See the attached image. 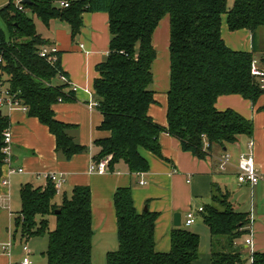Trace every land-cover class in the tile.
Instances as JSON below:
<instances>
[{
  "label": "trees",
  "instance_id": "16d2710c",
  "mask_svg": "<svg viewBox=\"0 0 264 264\" xmlns=\"http://www.w3.org/2000/svg\"><path fill=\"white\" fill-rule=\"evenodd\" d=\"M58 0H13L0 7L8 37L0 30L4 64L0 79L25 104L27 114L39 119L55 137V150L64 158L86 150L70 134L71 125L57 120L53 104L67 99L66 83H57L64 73L60 62L50 63L39 55L50 46L36 29V16L44 25L58 19L70 27L71 37L81 28L84 12L108 14L109 45L105 59L96 66L93 89L102 114L99 129L108 133L96 139L99 148L93 161L110 157L108 167L123 161L130 172H145L148 161L141 150L161 156L159 135L176 137L181 148L202 158L214 144L233 143L239 135H251L253 123L232 108L218 110L220 95L237 94L255 103L264 95L259 77L251 74L258 30L264 28V0H70L60 7ZM169 20V87L167 124L156 123L148 113L155 103L151 87L152 64L157 57L153 33L165 17ZM225 16L229 30H249L252 50H235L225 44L221 23ZM264 64V52L261 58ZM264 109V104L259 108ZM9 119L0 113V178L4 165L3 132ZM204 142L208 143L205 149ZM54 183H23L19 189L20 211L14 217L13 239L47 235L43 252L46 264H93L91 193L88 185H77L69 196L55 201ZM118 246L106 253V264H192L200 255V237L184 226L170 232V249L154 248L156 212H138L130 187L115 190ZM54 228L49 229V216ZM201 218L210 233V264H242L241 239L249 233L248 213L237 211L228 190L213 184L211 200L203 206ZM248 264H264V252L253 251Z\"/></svg>",
  "mask_w": 264,
  "mask_h": 264
},
{
  "label": "crops",
  "instance_id": "0c3cea01",
  "mask_svg": "<svg viewBox=\"0 0 264 264\" xmlns=\"http://www.w3.org/2000/svg\"><path fill=\"white\" fill-rule=\"evenodd\" d=\"M9 1L0 0V7ZM13 1L16 4V0ZM259 32H264V28H260L258 34ZM39 34L57 47L63 74L70 83L64 88L68 98L57 101L52 106L54 116L57 120L71 125L70 134L86 150L64 158L55 150L54 135L38 118L28 115L27 111L18 107L2 111L9 119L8 127L12 136L11 165L22 168L21 172L9 175L7 185L0 184V209L6 206L8 217L12 218L8 204L9 193L14 186L20 189L23 183L44 185L47 181L46 175L51 172L64 178L60 191L63 195L69 196L74 186L88 185L91 193L93 261L94 251L104 253L106 257L108 251L117 248V218L113 196L118 187H130L133 205L138 212L146 207L147 210L157 213L154 248L157 252H166L171 245L170 232L176 227L173 224L174 213H180V226L187 228L183 224L185 213L190 209L196 211L199 206L209 203L213 184H216L229 191L234 208L248 213L250 219L248 234L251 235L252 242L247 245L244 242L246 236L241 239L245 256L242 264H248L247 258L251 252H264V109H259L264 104V95L255 103L237 94L218 96L215 107L218 110L232 108L251 119L253 132L249 136L239 135L235 142L224 146L214 144L202 158L183 150L176 137L162 132L159 135L161 156L146 150L140 151L148 161L147 171L130 172L126 164L119 161L112 168L108 167L105 173H89V163L99 151L94 141L108 135L99 129L102 114L93 105L96 101L93 83L98 76L96 66L108 53V14L103 11L84 12L80 31L74 37H71L69 25L58 19L50 20ZM221 36L232 49L252 50L249 30H229L225 16L221 23ZM168 39L169 20L165 16L153 33L155 49L158 50L159 45H166L168 48ZM261 49L264 52V46ZM167 54V64L158 61V54L153 61V67L158 64L159 78L154 87L155 103L148 109L152 119L162 126L167 124L169 53ZM262 56L263 53L260 56L254 54V59L264 67ZM165 66L168 68V76L162 79L160 73L162 70L164 73ZM55 82L61 83L59 80ZM72 85L76 87L74 91L71 89ZM250 140L253 141L255 167L262 177L255 185L238 183L234 164L228 166L227 171L218 170V159L224 151H228L235 162L238 155L246 151ZM5 175L6 166L3 165L2 176ZM141 180L144 182L140 183ZM199 217L201 212L196 211L195 222ZM6 230L7 238L0 235V243L13 239V233H9L7 228ZM32 256L33 251L30 249L31 264H36ZM21 257V244L16 243V239L13 240L9 253L0 247V264H20ZM44 259L43 264H46L45 256ZM192 264H210V250H204Z\"/></svg>",
  "mask_w": 264,
  "mask_h": 264
},
{
  "label": "built area",
  "instance_id": "2783aa9c",
  "mask_svg": "<svg viewBox=\"0 0 264 264\" xmlns=\"http://www.w3.org/2000/svg\"><path fill=\"white\" fill-rule=\"evenodd\" d=\"M22 0H16V6L19 10H22L21 5ZM58 5L60 7H67L70 3V0H58ZM57 47L55 45L50 46H43L40 51L39 55L43 58H46L50 63H54L57 60ZM4 64V56H3V46L0 40V73L2 71V66ZM251 74L259 77L260 79V87L264 93V67L260 66L256 59H254L251 62ZM58 80L61 83H66L67 85L70 84L69 80L65 76V74L60 73L58 75ZM71 89L74 91L76 89L75 86H71ZM61 98H58V101H61ZM93 105L96 106L97 102H93ZM20 108L24 111H27L28 107L22 103V101L17 97V92L11 91L9 87H7V84L5 81L0 79V112L4 110H11L13 108ZM11 141L12 136L11 132L9 130V127H7L3 132V153H4V166H6V175L2 176L0 178V184L7 185L8 184V177L10 174L14 172H21L22 168L20 167H13L11 165ZM205 149L208 147V143L204 142ZM110 157H104L100 159L99 161H91L88 166V172L89 173H105L108 171V161ZM234 164L236 168V179L238 183L240 184H248V185H255L258 183V181L262 178L261 174L257 171L255 167L254 162V156H253V141H249L247 143V149L245 152L238 155L235 162H233L232 156L228 151H224L219 159H218V170L221 172L227 171L228 166ZM46 180H51L54 183L55 191L58 193L61 191L64 178L56 173L51 172L46 175ZM144 181H140V183H143ZM197 212L203 211V206H199L196 210ZM196 211L195 210H188L185 213L183 224L185 226H190L195 222L196 219ZM244 242L249 245L251 244V235L247 234ZM13 245V239L11 238L5 243H0L1 249L6 251L7 253L10 252ZM21 250H22V257L20 264H31L30 259V249L28 248L27 244H21Z\"/></svg>",
  "mask_w": 264,
  "mask_h": 264
},
{
  "label": "rangeland",
  "instance_id": "374dc122",
  "mask_svg": "<svg viewBox=\"0 0 264 264\" xmlns=\"http://www.w3.org/2000/svg\"><path fill=\"white\" fill-rule=\"evenodd\" d=\"M232 0H228V6H231ZM28 15H30L35 23L36 29L38 32L42 31L44 29V24L38 19L36 16L31 15L29 12H27ZM0 30L4 34L5 37H8V27L5 21L0 17ZM264 46V32H259L256 38V51L255 56H260L263 51L261 48ZM158 61H164V63L167 64L168 62V48L165 45H159L158 47ZM162 64V63H161ZM152 72L154 76L153 84L151 87L154 90V87L156 85L157 78H159L158 73V64H154V67L152 65ZM168 76V68L165 66V71L163 73H160V76L162 79H164V76ZM68 193V192H67ZM63 197L62 192H58L55 196V201L57 203H60ZM9 210L12 211V218L8 217L7 215V207L5 206L4 209H0V235H3L5 238H7V230L9 233L14 232V217L18 214L20 211V198H19V187L14 186L9 193ZM55 225L54 217L51 215L49 216V229H53ZM189 230L196 232L200 237V255L204 250H210V233L209 229L206 226V224L203 222L202 218L199 217L195 223H193L191 226L187 227ZM14 240V239H13ZM16 243L20 244H27L28 247L33 251L32 260L36 264H43L44 263V255L43 252L46 250L47 247V235L41 234L37 236H32L28 239H23L20 242L19 234H16ZM199 255V256H200ZM93 264H106V257L104 253L101 252H93Z\"/></svg>",
  "mask_w": 264,
  "mask_h": 264
},
{
  "label": "water",
  "instance_id": "95a60500",
  "mask_svg": "<svg viewBox=\"0 0 264 264\" xmlns=\"http://www.w3.org/2000/svg\"><path fill=\"white\" fill-rule=\"evenodd\" d=\"M30 1L31 0H22L23 3H29ZM144 210H146V207L144 208ZM173 224L175 226H180L181 225V215H180L179 212L174 213V215H173Z\"/></svg>",
  "mask_w": 264,
  "mask_h": 264
}]
</instances>
